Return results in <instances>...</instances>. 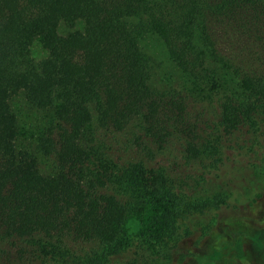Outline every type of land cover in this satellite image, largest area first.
Wrapping results in <instances>:
<instances>
[{
    "label": "trees",
    "instance_id": "obj_1",
    "mask_svg": "<svg viewBox=\"0 0 264 264\" xmlns=\"http://www.w3.org/2000/svg\"><path fill=\"white\" fill-rule=\"evenodd\" d=\"M227 145L264 153V0H0V264L184 262Z\"/></svg>",
    "mask_w": 264,
    "mask_h": 264
},
{
    "label": "rangeland",
    "instance_id": "obj_2",
    "mask_svg": "<svg viewBox=\"0 0 264 264\" xmlns=\"http://www.w3.org/2000/svg\"><path fill=\"white\" fill-rule=\"evenodd\" d=\"M150 48L157 59L165 60L160 46L152 43ZM34 49L37 55L41 53L40 46ZM226 154L229 158L213 176L211 189L219 187L232 194L234 207L224 206L222 212V220L228 224H222L223 231L217 230L222 232L220 236L191 246L193 257L173 264H264V153L235 151L227 145Z\"/></svg>",
    "mask_w": 264,
    "mask_h": 264
}]
</instances>
